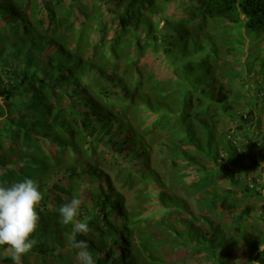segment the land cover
<instances>
[{"label":"trees","instance_id":"1","mask_svg":"<svg viewBox=\"0 0 264 264\" xmlns=\"http://www.w3.org/2000/svg\"><path fill=\"white\" fill-rule=\"evenodd\" d=\"M207 23L215 32L221 26L222 42L207 35ZM243 33H264V0H0V185L31 178L43 194L38 243L25 260L64 264L62 252L87 241L95 264H166L152 250L149 221L131 215L114 188L112 170L139 193L141 214L163 209L150 220L170 244L229 264L233 231L255 255L249 264H264V226L253 236L246 222L264 223V206L258 217L247 204L232 213L228 232L195 215L152 166L135 123L141 111L159 116L180 185L202 191L211 214L233 199L232 188L264 200V126L255 110L264 107V90L257 82L254 93L231 88L248 84L237 50ZM220 176L231 186L222 194L214 187ZM73 196L82 200L87 233L60 222L59 207Z\"/></svg>","mask_w":264,"mask_h":264},{"label":"rangeland","instance_id":"2","mask_svg":"<svg viewBox=\"0 0 264 264\" xmlns=\"http://www.w3.org/2000/svg\"><path fill=\"white\" fill-rule=\"evenodd\" d=\"M213 23H207L204 27V31L207 33V35H211L213 42H222L224 37L222 36V33L220 32V27L217 32H215L212 29ZM2 28V27H1ZM238 30V29H237ZM244 32L243 30H241ZM212 32V33H209ZM190 34V33H189ZM250 34V33H249ZM242 34L241 40L243 43H237L239 46L237 50H240L241 55H238V58L240 59V65L244 64L243 67V74L245 77H247L248 84H241L242 86H238V84L233 82L231 85V88L236 90L238 93H254L255 86L254 84L257 82L259 86H261V90H264V76L257 77L259 75L260 66L259 63L257 64V61L263 62L260 63L261 66L264 68V33L263 34H250L251 36L245 37ZM88 40L85 38L83 39V43H79L82 45H87L86 42ZM241 44V46H240ZM219 50L220 51H226L223 46H221V43H219ZM258 58V60H257ZM250 60H255L252 64L247 63ZM229 60H231L229 58ZM233 61L231 60L230 63ZM248 64V65H247ZM238 65V64H234ZM236 69H239V65L236 67ZM223 70V69H222ZM222 71L218 70V74L220 75ZM221 76V75H220ZM223 78V76H221ZM240 84V82H239ZM256 114L260 118V121L262 123V126H264V107L262 106L257 107ZM152 117H147V115L141 111L139 112L136 117V126L138 128H141L140 130L145 134L146 141L148 142L150 148H151V163L152 166H155L160 173V177L162 181L168 185L171 186V190L180 198L184 199L186 204L188 205L189 209L193 211L195 215L203 214L206 217H211L215 219V223L219 224L221 227L225 229V225H229L231 223L230 215L232 213H237L240 208H243L244 206H249L252 208L251 210V216L258 217L263 212L262 207L264 206V200H255L252 198H244L238 193V189L232 188L233 192L236 193L235 196L227 200L226 203L219 202L215 209L211 212H209L204 205V200L206 199L204 197V194L202 191L198 192H191L189 189H184L180 185V174L177 173L179 170L178 167H176V164L173 162L172 158V146L173 144L170 142V131H166L164 129V122L162 125L157 126L160 122L159 116L155 113L152 114ZM146 125V126H145ZM218 125L220 128H224L226 126H230V123H224L218 121ZM147 127L146 129L144 127ZM160 127V128H159ZM144 128V129H143ZM264 128V127H263ZM161 129V130H160ZM264 130V129H263ZM262 139H264L262 137ZM221 145L218 146L220 148ZM201 163L210 166L209 161L202 156L201 157ZM250 167V165H249ZM261 169L263 170L264 174V163L261 165ZM198 171V170H197ZM109 176L112 178V182L114 184V188L121 192L123 198H124V204L126 205V208L128 212L131 215H137L140 214V217L145 216V219L149 221L148 229L151 231L152 235V250L158 260L166 263V264H210L209 261L205 260L203 258V253L201 254H193L191 250L185 249L184 247H181L180 244H170V240L165 239L167 236L166 231L162 229L160 225L154 224L150 219H156L159 218L160 215L163 212V209H155V208H149V210H144L142 212V208L138 204V198L139 193H137V190L134 188H129L125 186L123 182V178L120 175V172L108 170ZM249 174L251 176V179L256 177L255 170L251 169L249 171ZM257 178V177H256ZM259 180V179H258ZM214 187H216V190L218 193L222 194L224 190L231 188L229 182L227 179H225L223 176H220L216 179ZM262 195L264 196V189L262 190ZM50 196V195H49ZM53 200V198H50ZM51 206V205H49ZM162 216V215H161ZM164 216V215H163ZM169 216V214L166 215ZM170 216H172L173 220L175 221L178 219L179 214L176 212L172 213ZM181 217V216H180ZM151 221V222H150ZM248 223V229L249 232L255 236L257 233V230L263 228L264 223L261 222L259 219H252L251 217L247 219L246 221ZM230 226V225H229ZM236 228H238V225H235ZM229 228H226L225 231L228 232ZM232 233V239L229 240L228 249L230 251V257L229 264H236V262L239 260L238 264H249L251 255L253 254L250 252V248L248 245V242H245L244 239L241 236L234 237L233 231ZM174 238V237H173ZM260 250V246H259ZM79 250L75 251V253H72V249H68L63 255V262L64 264H80V261L77 259V252ZM53 258V257H52ZM0 264H12L11 259L5 254L3 249H0ZM21 264H33V258L25 260L24 257L21 258ZM257 264V263H256Z\"/></svg>","mask_w":264,"mask_h":264},{"label":"clouds","instance_id":"3","mask_svg":"<svg viewBox=\"0 0 264 264\" xmlns=\"http://www.w3.org/2000/svg\"><path fill=\"white\" fill-rule=\"evenodd\" d=\"M42 199L38 182L31 178L7 186L0 185V248L12 264H21V258L38 243L32 236L39 226L37 208ZM81 205L82 200L76 196L62 204L58 210L60 222L64 225L74 224L77 233H87V220L78 219ZM71 246L79 250L77 259L80 264H95L87 241H76ZM260 251L264 252V243H261Z\"/></svg>","mask_w":264,"mask_h":264}]
</instances>
